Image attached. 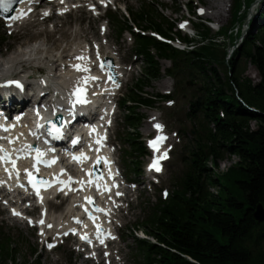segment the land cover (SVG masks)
Returning a JSON list of instances; mask_svg holds the SVG:
<instances>
[{
	"label": "trees",
	"instance_id": "trees-1",
	"mask_svg": "<svg viewBox=\"0 0 264 264\" xmlns=\"http://www.w3.org/2000/svg\"><path fill=\"white\" fill-rule=\"evenodd\" d=\"M239 56L257 68L260 81L253 84L239 68L225 79L214 73L215 85L205 105L216 129L210 136L216 143L211 163L218 168L223 154L237 161L217 174L209 162L197 163L198 174L160 206L150 222L148 233L157 244L137 242L143 264H264V224L252 217L256 204L264 206V38L243 48ZM194 61L205 63L200 56ZM235 91L260 114L247 111ZM219 110L224 111L223 119ZM202 174L206 181L201 185ZM19 259L14 242L0 239V264H29Z\"/></svg>",
	"mask_w": 264,
	"mask_h": 264
},
{
	"label": "snow or ice",
	"instance_id": "snow-or-ice-1",
	"mask_svg": "<svg viewBox=\"0 0 264 264\" xmlns=\"http://www.w3.org/2000/svg\"><path fill=\"white\" fill-rule=\"evenodd\" d=\"M22 2H23V0H22ZM32 2L34 3V2H36V0H32ZM101 2L103 3V0H101ZM11 3H14V0H0V9H2L5 12L9 11L10 10L9 5ZM29 11H30V9H29ZM200 11L202 12L203 10L201 9ZM26 15H27L26 12H20L17 16L12 17V19L13 20L22 19ZM44 15H49V13L48 12H45ZM182 27H183V25H182ZM77 59L83 61L85 58L83 56H80V57H77ZM73 67L77 71H82L84 73H89L91 71L90 67L84 66L82 64H76ZM102 67H103V65H101V68ZM111 79H112V77L109 76V80H111ZM90 80L91 81H96V80H98V78L97 77H93V76H85L84 79H83V83H84L85 87H77L74 90V92H73L72 95L75 98V103L76 104H79V105H87V104L90 103V101L87 99V88H86V85H87V83ZM10 86H15L16 88H18L20 90H23V87H24V85H23V83L21 81H19V80H12V79L7 80V82L4 83V84H0V87H10ZM36 114H37L38 117H40L39 110H37V113ZM69 115L72 116L73 113L70 111L69 112ZM16 119L19 120L20 117H17ZM40 119H43V117H40ZM48 123H51V122L49 121ZM154 126H155V128L157 130H161L162 127H163L162 125H160L158 123L155 124ZM12 127H14V125ZM43 127H44L43 124H37V129L43 128ZM2 130L9 131L10 129L8 127H5ZM93 131H95V129H93ZM32 134L33 135H36L35 132H33ZM48 135H51L53 137V139H55V140H61V139L68 138V136H70L71 133L66 128L62 130L61 128H59L56 125L52 124L51 129L48 132ZM78 139L79 138L72 139L71 143L73 145H76L78 143ZM105 139H106V137H105ZM165 139H166V137L158 136L155 140L150 141V144H151V146L154 149L158 150L159 143L161 141L165 140ZM14 142L15 141H13V140H10L9 141V143H14ZM96 143L97 144H100L101 141L98 139L96 141ZM28 147L31 148L30 145ZM44 155H45V153L41 149H39V148L36 149L35 160H36V163L37 164L44 163L46 165H51V164H55L56 163V159L55 158H53L51 160H43L42 158L44 157ZM162 158H166V154ZM73 159L79 162L81 159H88V157H86L83 153H81L80 156L73 155ZM5 161L8 162V163H11L14 169L16 168V161L11 157V155L9 153L5 152L2 148H0V162H5ZM103 161H104V163H108V161H107L106 158H103ZM99 163H100V160L97 161V164H99ZM152 168H154L156 171H160L161 170L160 167H159L158 160L157 161H154L150 165V169H152ZM6 171H7V169H6ZM28 176L30 177V183H32V186L35 188L36 187V183H35L34 178H32L31 172H28ZM102 178L103 177H101V179ZM69 182H71V177L69 178V181H67V182L66 181H63V180L59 181L60 184H67ZM41 183H43V181H41ZM97 187H99V186H97ZM37 194H39V189H37ZM117 195H120V193H117ZM14 214L20 215V213H15V212H14ZM40 223L43 224L44 221L41 220ZM49 227H51V225H49ZM82 239H85L86 241L88 240V238L86 236L85 237H82ZM49 247H53V245L50 244Z\"/></svg>",
	"mask_w": 264,
	"mask_h": 264
},
{
	"label": "rangeland",
	"instance_id": "rangeland-1",
	"mask_svg": "<svg viewBox=\"0 0 264 264\" xmlns=\"http://www.w3.org/2000/svg\"><path fill=\"white\" fill-rule=\"evenodd\" d=\"M160 2L162 3H165V4H168L169 5V2H171V0H159ZM185 1L187 0H176L177 3H185ZM210 0H201V2L204 4V5H208V2ZM164 15L170 17L171 19H179V17L181 16V13H177L176 15H171L169 13V11H165L163 13ZM141 70V69H140ZM245 75L246 77H248L253 83H256L258 80H259V75L256 71V69L252 66H248L247 69H246V72H245ZM157 89H155V86L154 84L151 85V87H149L146 91L149 92V93H155ZM251 127L252 128H255V125L254 123L251 124ZM235 163V158H226V160H224L223 162H221L219 164V169L220 171H226V169ZM13 236L14 237H17L19 240H22L25 244H23V247H22V255L24 256L23 253H25L27 250H28V245L32 247L33 243H32V240L29 236V233L27 231H20V230H12L11 231ZM131 242V241H130ZM132 243V242H131ZM52 262H54V257H52L50 259ZM49 261V259H43V262L42 264H54Z\"/></svg>",
	"mask_w": 264,
	"mask_h": 264
},
{
	"label": "bare ground",
	"instance_id": "bare-ground-1",
	"mask_svg": "<svg viewBox=\"0 0 264 264\" xmlns=\"http://www.w3.org/2000/svg\"><path fill=\"white\" fill-rule=\"evenodd\" d=\"M222 0H213L209 2V9L213 10L212 18L217 21H222L224 19V9L222 8Z\"/></svg>",
	"mask_w": 264,
	"mask_h": 264
},
{
	"label": "water",
	"instance_id": "water-1",
	"mask_svg": "<svg viewBox=\"0 0 264 264\" xmlns=\"http://www.w3.org/2000/svg\"><path fill=\"white\" fill-rule=\"evenodd\" d=\"M253 218L256 222L258 223H263L264 222V208L261 204H257L255 206V210L253 213Z\"/></svg>",
	"mask_w": 264,
	"mask_h": 264
}]
</instances>
